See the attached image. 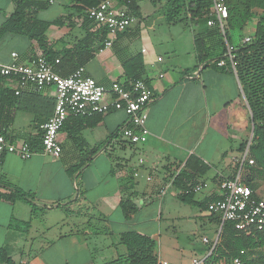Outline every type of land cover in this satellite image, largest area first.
Instances as JSON below:
<instances>
[{"label":"crops","instance_id":"1","mask_svg":"<svg viewBox=\"0 0 264 264\" xmlns=\"http://www.w3.org/2000/svg\"><path fill=\"white\" fill-rule=\"evenodd\" d=\"M33 1L41 6L36 18L62 22L60 26H50L45 33L56 52L71 48L97 29L83 25L82 15L71 0H53L51 4L49 0ZM14 9V0H0V26ZM139 25L137 19L131 28L113 39L110 48L97 50L99 44H94V57L83 68L87 76L108 86L124 80L119 55L142 54L143 78L153 93L147 107L146 142L131 147L136 155L131 161L115 157L114 149L123 142L119 132L116 136L113 133L126 124V116L122 111H111L89 128H80L79 120L68 116L58 133V158L42 151L28 160L5 155L0 163V188L5 182L30 194L36 208L32 213L23 200L0 201V249L11 264H30V258L35 260L33 264H79L76 259L80 253L86 256L80 264H97L90 255L96 250L92 246L100 245L102 237L109 242L105 247L113 253L111 261L116 260L125 252L118 245L119 236L127 232L152 240L155 259L174 264H192L194 259L202 264L218 243L223 223L207 211V206L220 199L219 184L233 176V158L238 156L237 148L245 143L242 141L250 130L240 84L221 67L198 64L194 50L187 64L165 65L163 57L145 45L134 49L132 31ZM143 41L148 44L149 38ZM12 53L18 55L20 62L41 56L36 44L27 37L4 34L0 37V64L8 63ZM3 85L14 91L18 88L14 77H6ZM40 95L54 99L55 94L48 88ZM19 113L14 114L8 130L16 142L38 133L32 127L33 117L21 118L19 128H15ZM191 155L210 167L192 188L194 203L181 202L174 187L160 196L165 177L178 167L183 168ZM137 158L144 160V166L134 178L132 169ZM63 163L84 165L69 176ZM148 173L152 177L150 182L145 179ZM198 186L199 191L194 192ZM254 194L264 199V194L256 189ZM123 200H129L135 208L128 218L121 207ZM111 237L116 238L118 246L113 247ZM180 237L183 245L178 241Z\"/></svg>","mask_w":264,"mask_h":264},{"label":"trees","instance_id":"2","mask_svg":"<svg viewBox=\"0 0 264 264\" xmlns=\"http://www.w3.org/2000/svg\"><path fill=\"white\" fill-rule=\"evenodd\" d=\"M97 1L71 0L77 13L82 15L84 26L91 25L95 27L84 13L86 9L94 7ZM115 1L119 6L125 7L135 19L141 18L137 0ZM150 1L152 5L156 2H163L166 5L167 12L164 15V20L168 25L178 22L183 23L184 28L193 26L196 30L193 35V49L198 64H202L203 67L216 66L217 61L224 57L223 38L215 27L206 25L211 10V0ZM223 3L228 11L225 38L236 49L234 52L236 65L235 73L228 62L221 68H223L222 71L224 70L237 78L250 130L253 127L249 155L253 159L254 165L249 168V174L244 183L251 188L253 195L257 197L254 194L257 181H264V0H262V3H259L258 0H223ZM257 5L262 6L260 14H256L253 10ZM14 7V12L0 26V37L4 34L27 37L36 44L41 56L45 57L47 61L53 63L54 60L59 59V63L54 65V71L63 78L68 77L76 69L88 63L94 57L96 51V48L93 47L94 44H99L97 47V50H99L106 40V30L97 28L95 33L88 32L83 39L71 48L56 52L52 49L45 33L52 25L60 26L62 24L61 20L48 22L36 18V13L41 6L33 0H14ZM252 21L254 22L252 33L244 35L250 41L242 43L244 36H240L238 42L234 43L231 33L243 31ZM218 46L223 47V52L219 56H214L211 50L213 47ZM119 59L124 72L123 81L126 85L134 80H144L147 84V81L143 78L144 65L141 53L125 57L119 55ZM5 78L0 76V135L14 141V137L8 133L14 120V114L16 112L31 114L33 116L32 127L38 133L35 136L26 138L24 141L28 143L33 152H41L40 137L42 131L39 126L44 124L52 115L55 100L42 97L40 93L29 88L23 89L15 95L13 89L3 85ZM72 117L79 120L81 123L80 128L82 126L89 128L94 127L101 120L102 115ZM84 119L86 121L82 122ZM118 132L119 130L114 132L113 136H116ZM125 145L128 144L124 143ZM245 145L246 143L240 144L237 151L241 152ZM83 165L63 163L69 176L79 172ZM209 169L210 167L196 156L191 155L188 157L172 184L178 192L177 198L181 202L194 203L192 188L197 185V178L206 175ZM0 189L4 190H0V201L14 203L17 200H23L31 207L32 213L36 211L30 194L5 182H3ZM129 204V200L121 202L126 218L129 217V213L135 211L134 206ZM127 207L129 208L127 209ZM118 245H121L125 252L118 255L116 260L105 264H153L156 261L152 252L154 242L145 236L135 232L123 233L119 236ZM234 259H237L239 264H264V230L238 231L235 229L234 223L224 222L218 243L202 264H232ZM0 264H11L3 249H0Z\"/></svg>","mask_w":264,"mask_h":264},{"label":"built area","instance_id":"3","mask_svg":"<svg viewBox=\"0 0 264 264\" xmlns=\"http://www.w3.org/2000/svg\"><path fill=\"white\" fill-rule=\"evenodd\" d=\"M53 3V0H49ZM85 16L91 20L96 28H103L107 32L106 40L101 49L110 48L113 39L132 27L136 19L130 15L125 7L119 6L115 0H98L94 7L85 10ZM228 11L223 0H211V10L206 23L208 27H215L224 41V57L217 61V67L230 64L235 73V47L230 45L225 38L226 19ZM250 39L244 38L242 43ZM99 49V50H101ZM142 53L145 50H141ZM157 61H161L160 58ZM59 59L49 62L43 56L31 57L25 62L18 60V55L12 53L10 61L0 64V76L14 77L17 82L15 95L23 89H31L41 93L48 88L54 90V109L52 115L40 126L42 152L54 158L61 154L58 142V133L68 116L92 117L105 115L111 111H122L126 116V124L119 130L122 142L136 147L143 145L149 132L146 128L147 107L152 101L153 93L144 80H134L128 85L124 81H113L108 86L99 84L85 74L83 67L76 69L68 77H61L54 71V65ZM251 136L244 149L233 158L235 171L231 178L223 179L219 184L221 197L219 200L208 204L207 211L220 218L221 223L232 222L238 231L255 229L264 230V199L255 197L250 187L244 181L247 167L254 165L249 155ZM35 152L25 141H11L0 135V163L5 155H15L21 160L30 159ZM144 160L137 158L136 166L132 169V176L137 178ZM182 167H178L172 175L165 177L159 195L163 196L173 188V180ZM146 181L152 180L148 173ZM196 187L194 192H198ZM203 242L207 243L206 239ZM15 264H25L19 262ZM153 264H174L156 260ZM192 264H200L196 259ZM232 264H239L234 259Z\"/></svg>","mask_w":264,"mask_h":264},{"label":"rangeland","instance_id":"4","mask_svg":"<svg viewBox=\"0 0 264 264\" xmlns=\"http://www.w3.org/2000/svg\"><path fill=\"white\" fill-rule=\"evenodd\" d=\"M140 7H141V14L143 15V19L136 18L139 20V27L132 31L133 33V40L132 44L134 49H138L141 45H145L149 51L153 52L155 55H161L164 59L165 65H172V64H180L184 65L190 62L191 59V52H193V35L196 33V30L193 28L192 24L190 28H184L183 23H173L170 25H165L163 23L164 15L167 12L166 5L163 2L160 3V6L154 7L151 4L150 0H139ZM259 3H262V0H258ZM262 7V6H261ZM260 6L257 5L253 10L256 14H260L262 12ZM137 24V23H136ZM254 27V22H250L248 26L241 32H232L231 35L233 36L234 43L238 42L240 36L249 35L252 33ZM144 32V35L143 33ZM141 36V37H140ZM247 36H244L246 38ZM149 38V43L145 44L143 39ZM192 49V51H191ZM223 52V47H213L211 53L214 56H219ZM134 53V52H133ZM21 117H19L14 125L15 128H19L21 118L31 119L33 116L28 113H19ZM251 136V130H248L242 142L245 143L249 140ZM123 146V147H122ZM114 156L118 158L125 159L126 161H131L133 158L136 157L131 147L128 145L124 146V143L119 145V147L114 149ZM142 153V152H141ZM145 155V153H144ZM256 190L262 194H264V181H259L256 184ZM113 241L116 247L117 240L115 237H111L109 241ZM180 245L185 243L183 238H179L178 240ZM109 242H106L102 239L100 240V245L92 246L96 250L92 252L90 255L91 260L97 264L106 263L111 261L113 257V253L108 251L105 247ZM38 245V244H36ZM199 245V244H198ZM121 246V245H120ZM106 248V249H105ZM84 253H80L78 258L76 259L77 263H83L86 261ZM30 264L35 262L34 259H29Z\"/></svg>","mask_w":264,"mask_h":264},{"label":"water","instance_id":"5","mask_svg":"<svg viewBox=\"0 0 264 264\" xmlns=\"http://www.w3.org/2000/svg\"><path fill=\"white\" fill-rule=\"evenodd\" d=\"M252 134H253V127H252V129H251V137H252Z\"/></svg>","mask_w":264,"mask_h":264}]
</instances>
